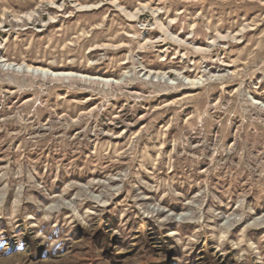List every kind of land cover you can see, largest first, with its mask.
Returning <instances> with one entry per match:
<instances>
[{
    "label": "rangeland",
    "instance_id": "rangeland-1",
    "mask_svg": "<svg viewBox=\"0 0 264 264\" xmlns=\"http://www.w3.org/2000/svg\"><path fill=\"white\" fill-rule=\"evenodd\" d=\"M1 59L125 80L0 68V264H264V0H0Z\"/></svg>",
    "mask_w": 264,
    "mask_h": 264
},
{
    "label": "bare ground",
    "instance_id": "bare-ground-1",
    "mask_svg": "<svg viewBox=\"0 0 264 264\" xmlns=\"http://www.w3.org/2000/svg\"><path fill=\"white\" fill-rule=\"evenodd\" d=\"M96 7V5H93L91 7ZM86 7V5H85ZM94 7V8H95ZM81 8V7H80ZM90 8V7H88ZM132 14V13H131ZM136 14V13H135ZM132 16V15H131ZM36 13L35 11H31L28 13L27 18H35ZM202 48V47H201ZM200 49V47H199ZM204 50V49H203ZM206 50V49H205ZM3 62V63H1ZM3 68L4 70H12V71H17V73H25V74H31L32 76L35 77H40L43 79H47L50 81H74L77 83H85V84H92V85H99V86H120L124 84L125 78H120V79H115V78H109V77H101V76H93V75H88V74H83V73H78L74 71H54L49 68L41 67V66H32L26 63H21V64H16V63H11V62H5L0 60V68ZM147 77L152 78L153 80H160L164 81L167 80L165 75H160V74H155L150 72ZM38 79V78H37ZM201 79H198V81ZM169 84H175L177 83L174 80H167ZM184 83H190L194 82L190 79H183ZM197 82V80H196ZM113 88V87H111ZM253 103L257 106L260 107V109L264 110V104L260 103L259 101H253Z\"/></svg>",
    "mask_w": 264,
    "mask_h": 264
}]
</instances>
